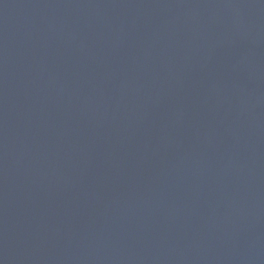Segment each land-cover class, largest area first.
<instances>
[{"label":"water","instance_id":"1","mask_svg":"<svg viewBox=\"0 0 264 264\" xmlns=\"http://www.w3.org/2000/svg\"><path fill=\"white\" fill-rule=\"evenodd\" d=\"M0 264H264V0H0Z\"/></svg>","mask_w":264,"mask_h":264}]
</instances>
